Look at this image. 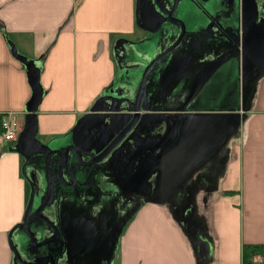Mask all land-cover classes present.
Wrapping results in <instances>:
<instances>
[{
	"label": "crops",
	"instance_id": "obj_1",
	"mask_svg": "<svg viewBox=\"0 0 264 264\" xmlns=\"http://www.w3.org/2000/svg\"><path fill=\"white\" fill-rule=\"evenodd\" d=\"M136 2L0 0V121L9 117L18 136L23 130L33 96L29 72L38 73L41 88L36 139L52 149L69 144L74 128L108 89L126 85L135 90L141 74L134 70L121 76L122 49L132 44L152 58L180 34L176 25L163 24L156 32L141 20L138 26ZM183 8L177 7L175 17L186 21ZM189 43L183 57L176 56L184 46L178 48L151 87L158 111H175L172 106L182 104L195 74L219 54ZM234 68L240 102L226 107L222 89ZM197 105L200 111L235 109L237 114L239 127L219 152L218 163L213 170L195 172L170 211L160 206L164 202L145 201L135 192L138 209L133 204L127 212L103 218L111 229L102 237L99 264H264V75L243 96L239 66L226 64L207 81ZM17 140L0 138V264H18L8 234L23 222L31 193L45 194L40 163L23 155L24 145ZM98 182L87 190L90 195L111 193L109 176ZM94 214L83 218L89 221ZM17 249L24 261L33 257ZM93 260L87 264H97Z\"/></svg>",
	"mask_w": 264,
	"mask_h": 264
},
{
	"label": "water",
	"instance_id": "obj_2",
	"mask_svg": "<svg viewBox=\"0 0 264 264\" xmlns=\"http://www.w3.org/2000/svg\"><path fill=\"white\" fill-rule=\"evenodd\" d=\"M181 1L137 0L136 22L138 26L141 25L140 18L142 14H146L149 10L153 16L157 17V22L153 24L154 28L150 29L151 32H156L163 24L176 25L180 28L179 37L171 46L152 58H148L145 52L135 49V45L132 44L128 45L127 50L122 49L121 65L119 66L121 76L132 74L134 70L140 71L138 87L132 90L130 86L124 85L108 89L103 96L95 101L90 109V114L85 115L80 120L71 133L69 144L63 148L52 149L39 143L36 139L37 121L34 112L37 110L41 99V88L38 83V73L29 72L33 92L28 106L31 114L18 136L17 145L20 146L23 143V155H32L34 161L40 163L45 181V196L36 205V194L35 192L31 193L23 222L15 226L8 234L9 247L19 264L29 263L22 260L17 247L21 250H26L31 255L38 251L42 257L34 259V261L39 264H52L56 259L55 256L57 254H53L54 249L50 248V245L54 243V239L50 234L53 232L56 235L57 231L53 223L54 220L42 214V210L53 201L54 194L62 191L60 190V185L57 188L52 187L51 171L56 169V176L62 183L61 166L63 165L66 174L75 182L76 177L69 169L68 153L74 152L80 145H84L90 150L94 149L96 142L110 129L112 118L122 119V123L119 126L122 132L108 144L105 152L97 156H95V150L92 153L90 152L88 157L91 160L85 163L87 171H77L82 177L90 176L95 168L102 166L101 161L120 142L118 149L123 147L124 143L129 140V138H124L131 130H133V133H137L141 126L146 125L152 118L154 119L156 114L153 116L150 112L158 110L153 106V97L150 96L152 93L151 87L156 84L157 79L169 65L178 48L184 46V52H178L176 57L182 56V53L188 51V41L190 42L189 44L192 45L193 43V46L199 47V49L204 48L207 51H214L219 54L208 67L199 71L198 76L192 82L190 92L177 109L178 112L172 113L183 118L180 137L178 142L168 147L166 151L165 159L163 160L164 164L159 170L156 183H154V191L151 195H148L150 191H141L143 199L153 203L164 202L171 207H175L177 196L188 191L187 182L193 174L202 167H208L213 170L214 165L218 163L219 152L227 139L236 133L239 122L235 121L237 116V114L233 113L235 109L200 111L197 104L199 103L201 91L207 81L224 65L235 63L241 70L243 96L249 94L255 82L264 75V67L258 71L245 70V59L257 63L262 62L264 60L263 43L259 44V46L255 43L250 45V41L248 44L252 51L253 49L259 51L258 56L249 51H243L245 55L240 57V51L232 49V43L228 35V32H232L234 27L229 9L233 4H219L216 0H188L191 4H186L183 8L184 14H186V21H183L175 17V12ZM220 1L225 2V0ZM262 1L264 0H259V3ZM196 2L202 4H196ZM210 2L212 4H208ZM253 5L256 9L258 7L264 8V4ZM193 8L196 10L191 11ZM196 12H200L202 18H193L192 15ZM261 13L264 12L261 11ZM207 22H210V24ZM236 46L239 47L240 43ZM11 49L15 57L25 62L23 58L17 56L13 46H11ZM255 57H260V60L256 61ZM172 107L173 110L176 109L175 106ZM170 115L171 113L168 116ZM128 137H131V134ZM24 167L25 165L23 169ZM154 172V169L148 170L139 182H134L133 184L135 186L143 184L149 189L151 187L150 183H145V181ZM73 182L67 186H73ZM52 215L54 216V214ZM13 235L16 236L14 242L12 239Z\"/></svg>",
	"mask_w": 264,
	"mask_h": 264
},
{
	"label": "flooded vegetation",
	"instance_id": "obj_3",
	"mask_svg": "<svg viewBox=\"0 0 264 264\" xmlns=\"http://www.w3.org/2000/svg\"><path fill=\"white\" fill-rule=\"evenodd\" d=\"M216 1L219 4H233L229 9L234 27L232 32H228L232 49L234 51L239 50L240 57L245 55V51L258 56L259 51L256 49L252 51L248 44L250 41V45L255 43L259 46V44L263 43L262 47L264 49V18L262 16L264 13H261V11L264 12V8L258 7L256 9L253 5L264 4V1L260 3L259 0ZM181 2L179 5L183 7L186 4H191L188 0H182ZM196 4L202 3L196 2ZM208 4H212V2ZM195 10V8L191 9V11ZM192 17L202 18V15L200 12H196ZM140 20L143 25H153L157 22V17L153 16L148 10L146 14H142ZM238 43H240L239 47L236 46ZM255 58L256 61L260 60V57ZM211 62L207 63L203 68L208 67ZM263 67L264 60L257 63L245 59V70L258 71ZM198 73L195 74L192 82L198 76ZM153 106L158 108L154 102ZM175 107L176 110L172 113L178 112L177 109L180 106ZM172 113L168 116L170 113H163L161 111L150 112L153 116L156 114L154 119L152 118L146 125L141 126L137 133H133V130H131L124 138H129V140L124 143L123 147L118 149L120 142L101 161L102 166L95 168L90 176H80L77 172L78 170L87 171L85 163L91 160L88 154L94 150L96 151L95 156L105 152L108 144L122 132L119 127L122 119L112 118L110 129L104 136L99 137L100 139L96 142L95 148L93 147L94 149L90 150L84 145H80L74 152L68 153L69 169L76 177L75 182L66 174L63 165L61 166V175L64 184H62L63 182L60 183L61 181L57 178L56 169L51 171L52 187L57 188L60 185V190H62L60 193L56 192L51 204L42 210L43 216L54 220L53 223L57 230L56 235L53 232L50 234L54 239V243L50 245V248L54 249L53 254H57L52 264H87L88 259L92 257L95 259L93 262L99 264L101 244H103L102 237H105L108 233L107 231L111 229L110 225H108L109 223L105 222L103 218L108 219V214L114 215L120 212H127L133 206L135 192L143 197L141 191L145 190L150 191L148 195H151L154 191V183L158 179L159 170L164 164L163 160L165 159L168 147L178 142L183 118ZM129 134H131V137H128ZM150 169H154L155 172L146 178L145 183L149 182L151 187L148 189L143 184L135 186L133 183L139 182L141 177ZM102 176H109L110 184H108V188L111 190V193L103 195L101 193H92L90 195L87 190L93 185L94 180H98L100 181L98 183H101ZM72 182L73 186L71 185V188L67 186L68 184H72ZM44 196L45 194L41 196L35 195V204L38 205L40 199ZM90 212L95 213V217L88 221L83 217ZM32 254L33 257L29 261H24L21 258L26 263L39 264L34 259H40L42 255L38 251Z\"/></svg>",
	"mask_w": 264,
	"mask_h": 264
},
{
	"label": "rangeland",
	"instance_id": "obj_4",
	"mask_svg": "<svg viewBox=\"0 0 264 264\" xmlns=\"http://www.w3.org/2000/svg\"><path fill=\"white\" fill-rule=\"evenodd\" d=\"M181 3L182 2H180V4ZM229 68H230V66L228 65L227 66V70ZM236 72L237 71L234 68V74H232L231 79L229 81L225 82V84L223 86V89H222V91L225 92V94H227V96H226V101L227 102H226V104H224V105H226V107H228V106H238V104L240 102V88H238V86L236 85V82H235V78H236V74H237ZM232 142L233 141L230 140L228 144L230 145ZM43 189H44V185H43ZM133 204H134V207L136 209H138L139 208L138 205L140 204V202H136V203L134 202V203H132V205ZM160 206H163L164 208H167L170 211V206L167 203L160 204ZM123 232L124 231L122 230L121 233H123ZM111 264H117V263L113 260Z\"/></svg>",
	"mask_w": 264,
	"mask_h": 264
},
{
	"label": "built area",
	"instance_id": "obj_5",
	"mask_svg": "<svg viewBox=\"0 0 264 264\" xmlns=\"http://www.w3.org/2000/svg\"><path fill=\"white\" fill-rule=\"evenodd\" d=\"M0 138L5 142H13L18 137V130L9 117L1 118Z\"/></svg>",
	"mask_w": 264,
	"mask_h": 264
}]
</instances>
